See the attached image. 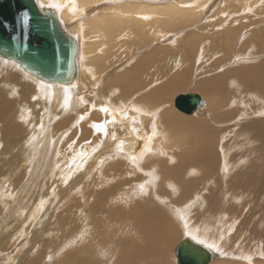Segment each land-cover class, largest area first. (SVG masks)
<instances>
[{
  "label": "rangeland",
  "instance_id": "rangeland-1",
  "mask_svg": "<svg viewBox=\"0 0 264 264\" xmlns=\"http://www.w3.org/2000/svg\"><path fill=\"white\" fill-rule=\"evenodd\" d=\"M109 1H111V2H109ZM125 1L144 3V4L150 5V6L154 3V2H152L153 0H115V1L106 0L105 2L107 4L105 2H103V3H104V5H110V4L119 5V3H120V5H121V4H123V2L125 3ZM166 1L167 0H163V2H166ZM174 1L179 2V0H168L167 2H174ZM180 1L181 2H179V3L185 2L184 3L185 6L189 5L192 7H198V5H199V7H201V8L204 6L205 7L202 10H199V12L196 11V13H193L192 14L193 16H191V17L188 15H184V17H182V19L184 18V20H182V21H181V18H179L181 16H178V18H179L178 22H176L177 20H175L174 23H176V24H172V26L171 25L166 26V25H163L160 23L162 25L161 26L157 22V24L159 25L158 26L154 21V25H155L154 30L157 29L158 31L156 32V31L152 30V31H154V33H152V31L150 32L151 29L149 28L148 31H145L144 33H142L145 36V38L143 37V35H140L143 38L140 37L139 34H141V33H138L139 38H141L140 40H139V38H138V40H134L130 46H128V42L124 43L123 44L124 47H122L118 51V52H120V55H119L120 58L118 59V55L114 56V53H113V57H114L116 63L113 64L112 66L109 63V66H111V67H107L105 69V71L102 74V76L100 77V79H99V76L97 74H95L96 73L95 71L97 68L99 70H101V67L102 68L104 67V65H103L104 63L101 60L100 61L97 60V62H96L97 66H95V68H94V66H92L90 68L91 65L89 67H88V65H85L86 62L88 64V58H89V55L91 53L94 54L97 51L94 54L97 56V54H99L101 51H103V50H101V48H98V49H96V51L93 50L90 54H88L86 47H85L86 44L88 47L87 42L89 40L91 41V39L92 40L96 39L98 34L91 27L89 28V30L84 29V28L88 29V27H87L88 25L82 26L81 35L79 37L80 41L82 42L81 43L82 45L80 46V48L78 47V53H77V57H76L77 66H79V62L81 61L82 65H85L86 67H88L90 69H89V71H88L89 73L87 75L89 77L85 76L84 78L81 79V81H83V85H81V87L78 91V95L80 97H82V103H84L81 105V111L82 112H80V116L79 115L73 116L74 114L72 111H70V114H69V112H62L61 113L60 110L62 109V106L64 103L60 100L57 101V105L55 107L57 109H55V110L52 109L50 106L49 107L51 109L49 107L47 108L46 106L42 107L40 105L42 103L41 99H44L46 96L41 98L40 97L41 95L39 96V94L35 93L34 89H38V88H41L43 86L40 85L33 77L24 73L12 61H6V60H3L0 58V109L4 108V110H3V112H4L5 111V104H7L8 110H10V112L8 111V114L5 115L6 119H7V116H9L8 119L6 120V122L3 123L0 120L1 121V123H0V151L2 152V153L0 152V264H27V262H29V264L30 263L31 264L32 263L33 264H40V263L41 264L42 263H44V264H47V263L48 264H65V263H67L68 259H72V257H75V256L81 257V258H79L81 261V264H93V263L94 264H97V263H99V264H108V263L109 264H115V263L116 264H118V263L123 264V262H125L124 264H130L132 262H135L134 264H137L136 263V259H138L137 255H133L131 257H128L129 255H131L132 252H134L136 247H133V249H131L132 252L128 251V253H127L126 252L127 242L130 243V241H134L131 243L134 245H135V243H138V246L144 245L145 243H144V241H141L139 234L134 233L132 230H131L132 231L131 233L129 232L130 227H127V229H125L126 234H125V232H123V234H122L119 231L120 232L119 235L118 234L114 235V236H117V239H115L116 241H114L112 244H110V247H109V244L108 245H106V244L109 242L111 243V241L106 242V244H105L107 246V247L105 246L106 249L104 248V244H103L102 246H99V249H98L99 251H98V250H95L96 248H95L94 244H90L93 242V240H95L94 231L98 232V233H100L102 231L104 232L105 227L103 230V226L101 227V224L106 225V223H107L109 225V227H111V228L113 227L112 221H110L111 219L109 217L111 208L108 209L109 206L108 207L106 206L107 211H109L108 213H106L105 205H104V207H102V205L105 203L107 205L110 204V207L113 206V204H114L116 210H117V208L120 209V212H122L123 214L130 212V216L131 215L134 216L136 214H143L142 211H138V209H136L138 206L139 207L144 206V208L146 210L149 209L150 212H152L153 209H157V210L159 209L163 212V214L165 216L166 215L168 216V217L166 216V218L167 219L169 218L168 219L169 221H170V219L172 220L168 224L169 225L174 224V226L176 227V230L174 231L175 233L173 234L174 238H170L169 242L167 243V245L165 246V248L163 250L160 251V249L155 248V252H156V256L154 257V263L155 264H175V257H174L173 251H174V247L177 244V242L185 236H191L188 233H186L189 228L194 229L193 227H195V228L200 229V224H204L207 221L214 219L215 213H217V215L226 214V216H227L226 218H228V219H227V221H225V225L231 224L233 222L232 219H235L237 221L236 224L231 227V230L229 231V233H230L229 235H231V234L232 235H239L242 239L243 244H245L248 241L246 244L249 246H247L245 244L246 248L249 247V249L252 250V252L257 251L255 253H251V251L249 250L251 253L250 258L252 255H255V258L257 257L256 260L258 261L259 264L264 263V257H263L264 256V249H263L264 248V243H263L264 241L260 240V239H264L263 238L264 226L262 224V222L264 223V218H263L264 217V181H263L264 180V177H263L264 176V105H262V103L264 104V102L262 100H258L256 98L258 96L260 97V94L256 92V91H258V89H257L258 83L255 84L256 82L260 81V80H258L259 79L258 74H257L258 69L256 67H258V66L260 67L261 65H259V64H263V62H264V49H261V47H260L261 44H264V0H254V1L253 0H249V1L241 0V1H245L243 3L240 0H238L241 3V5L244 4L242 6L240 5L239 7L235 6V5L233 6V4L228 0H223V2H221L222 0H207V1L204 0L203 1L204 3H202V2L199 3L198 2L199 0H197L195 3L192 2V0H180ZM245 4H247L246 5L247 7L245 6ZM220 7H221V9H220ZM89 9L90 8L84 9L83 12L78 17L75 14L74 16L77 18L73 19V21L72 20L69 21L71 23H69V22L65 23L67 25V28H69L71 32H73L72 28L75 27V25L77 23L82 22V24H83L84 18L85 19L87 18L86 20H88V14L91 11V9H90V11H89ZM196 16H197V18H196ZM178 18L176 17L174 19H178ZM186 20H187V22H186ZM180 21H181V23H180ZM177 23H179V24H177ZM92 29L95 31V33L92 32L93 31ZM86 31H87V33H84ZM155 32L156 33L160 32V34H155ZM148 33H149V36H146V35H148ZM150 34H152V35H150ZM90 35H91V38H90ZM188 38H191V39L193 38V42H194V39L198 42V43L196 42L197 46H192V50L194 49V52L191 51L190 48H187V50H186L187 44H188V46L191 47V44H190L191 42L188 41ZM200 38H202V39H200ZM149 39H152V40L150 41ZM142 40H143V43H141ZM146 40H147V42H146ZM144 41H145V43H144ZM225 41L230 43L229 46H227L225 44ZM184 42H185V44H183ZM138 43H140L142 45H140ZM205 43H207L206 44L207 46L205 45ZM210 43H212L215 47ZM222 43H224V45ZM126 45H127V47H126ZM179 45L183 48H181ZM193 45H195V43H193ZM251 45H252V47H251ZM224 46L225 47L227 46V47L225 48ZM205 47H208V51H207V48H205ZM123 48L128 50L127 53L125 52L126 50H124ZM127 48H129V49H127ZM132 48H133V50H132ZM209 48H210V50H209ZM195 49H196V51H195ZM198 49H200V50H198ZM204 49H206L205 50L206 52L204 51ZM189 50H190V52H192V54L193 53L194 54L193 55L189 54ZM197 51H199V52H197ZM196 52H197V54H196ZM252 52H254V53H252ZM148 53H149V57L151 59L147 58ZM87 54H88V56H87ZM154 54H156V55H154ZM195 54H196V58H195ZM152 57H154V58H152ZM86 59H87V61H86ZM129 59L134 64V65H132L130 63V67H128L129 61H130ZM173 59L176 63L173 62ZM111 60H112V58H111ZM163 61H165V62L163 63ZM99 62H101V63H99ZM218 62H219V64H218ZM81 63H80V66H81ZM124 63H126V64L124 65ZM256 63L258 64V66ZM248 65L250 67L253 66V70H252V74H251V77H253V79L252 80H247L244 78L239 79V75L237 72L238 68L241 66H248ZM85 66H82V67L85 68ZM134 66L136 67V69L138 68L140 70L141 84L142 83L143 84L141 86H139V88H136L135 96L132 95L129 97V96H126L124 94L126 96L125 97V96H123L122 92L120 94L119 91L115 93L116 99H118V101L121 104H123V103L126 104V107H125V104L121 105L120 103H117V106H119L118 104H120V106H119L120 108H123V107L128 108L132 105H134L137 108H141V106H143V105H141L142 103L138 102L137 99H138V97H142V95L144 94V93H142V91H145V93H146V90L151 91V90H153V87L156 88L157 86H161L163 83H165L168 80V79L165 80V78H167V77H164V76H166L165 73H167V72H168L167 73L168 76L170 75V73L173 74L175 72V70H176V73H178V74H179V70H181L180 74H182V72H184V77L186 80H185V83L183 84V86L180 89L178 88L176 90L171 91L169 94V99L162 100V103H160V104L158 103L157 104L158 107L156 106V108H155V109H158V108L160 109L156 113V117L157 116H158V118L160 117L159 119L156 118L157 122H155V123L158 124L157 128H159L161 126L159 128L160 131L161 130H162V132L168 131L169 136L172 137L171 140L174 144V147H176V149L174 148L172 150L173 154H171V151H170V153L169 152L163 153L164 156L162 155V153H160L161 156L156 153L155 154V156L157 155L156 157L153 156V154L151 155V157H149V159L153 160L152 162H155L154 164L151 162V167H153V168H155V167L157 168L158 166H160L164 163L165 164L170 163L169 164L170 166L173 164V167L171 166L172 168L169 167V165L167 164L169 167V171H167V173H165V181L174 180L175 182H173V183L169 182L168 184H164V186H163L164 193L161 194L160 192L156 191L158 188V185H159L158 184L159 182L157 180L156 181L157 183L154 185L157 188L155 187L153 190L154 197L152 194L150 201L145 202V201H143L145 199H143L141 201L140 200L141 195H138L135 192L136 187H137V185L134 184L135 182H133L131 180L127 181V179H131L132 176L125 175V176L121 177L120 175H118V177H117L118 179H114L113 181H111L113 178H108L107 175L103 174L102 176H100V178H102L100 180H102L103 182L100 180H99L100 182L96 181L95 186H96V188H100V190L103 186H110V187L114 186V188L116 189V193H117L114 196L116 200H114V202H113V197H110L108 200H105V202L103 201V204H97L94 202V203H90L86 209L82 206L84 209L76 208V209L71 210V208H70L71 201L70 200L72 197H74V196L77 197L76 202L78 203V205H80V202L84 198L88 197V195H86L82 199V197L80 195L82 192L79 190V187L82 184H85L86 182H94L95 173L105 171L106 170L105 167L108 164L113 163L112 159L109 158V163L106 162L107 158L103 159V160L101 159L103 161L102 163H100L101 160H99V162L94 166L96 168H94V169L92 168V170L89 173L84 175L83 169H80L81 166H80L79 162L82 161V159L79 156V152L80 153L83 152L85 154H88L91 152L90 149H88V147H84L83 144H82L83 147H81V148L79 147L80 145L77 146L75 144H71V146H69L70 144H67L66 145L67 147H65L64 149L63 148L60 149L61 147L57 148V151H59V152H58V156L55 157V161L58 162L60 165L62 162L61 169L64 168L66 171L65 173H68L69 175L66 176L64 174V172H61V174H60L59 169H54L56 171L54 173V170H53L52 174L54 175V177H56L57 180L55 178H53V179L51 178L52 179L51 180L50 177H46L45 172L39 173V176L37 178L34 177V175L31 178V172L33 170H35L37 168H38V170L41 169V167L39 166L38 163H36V165H35L36 159H34V158H35V155L37 156V153L34 152V155H33V149L36 146L38 147V149L41 147L40 144H42L43 142H41V143H39V142L42 140V138L45 135H46L45 140L50 139L51 136H58L60 131L62 132V129L60 130L61 127L59 128L60 122L61 123L68 122V124L66 126L68 128V130H67L68 133L66 134L67 136L66 135L64 136V140L62 138V141L65 142V140H66V142H67L69 139V136L72 135L73 141H76V143H78L79 138L82 137L83 135H85L86 129L92 128L91 127L92 125L91 126L89 125L90 122L95 121V122L101 123L102 122L101 119L108 114L107 112H104V114H103V113H100L98 111L101 108L99 106V104L102 105L103 103H105L107 101L104 98V94L103 95L101 94V93H103L101 89H102V84L104 81L103 80L104 78H102V77L103 76L105 77V72L108 73V78H111L110 76H112V74H114L116 71H119V69L125 67V70L121 69L120 71H126L127 72V70H128V72H129V70L132 69L131 67H134ZM158 66L160 68H162L163 71L167 68L166 72L165 71L163 72L162 69H160ZM116 68H117V70H116ZM90 71H93V74H94L93 76L89 75V74H91ZM172 71H174V72L172 73ZM218 74H227L228 78H225L223 80V81H225L223 88H221L223 81L217 83L218 81H217L216 76H218ZM173 75H176V74L174 73ZM173 75H171V76H173ZM161 76H162V78H161ZM143 77L145 78V80L143 79ZM154 80L157 82H154ZM206 80L209 82L207 84H205L204 87L199 88V89H195L194 86L196 83H200L201 81H206ZM76 81H77V83H76ZM76 81H75V84L73 86L74 89L77 87V84H78L77 79H76ZM246 81H253V82L250 84H247L248 82H246ZM151 82H153V83H151ZM154 83H155L156 87L153 85ZM254 85H255V88H254ZM146 87H147V89H146ZM81 88H83V91ZM51 89H54V88H51ZM57 89H59V88H57ZM254 89H256V91H254ZM60 90H62V89H60ZM79 92L82 95H80ZM138 93L140 95H138ZM186 93H196L203 100V106L200 109H197L195 113L184 114V113L180 112L179 110H177L173 105V100H174L176 95L186 94ZM36 94H37V96H39L38 100L36 99L37 98ZM83 95L86 96L87 99L85 97H83ZM120 95L122 97L121 100H120ZM251 95L254 99L252 97H250ZM241 96H243V97H241ZM136 97H137V99H136ZM219 97L223 98V102H222L221 106H220V102L222 99ZM130 98H132V99L130 100ZM238 98L240 101H241L240 98H242V101L244 100L243 101L244 103L242 101H241L242 102L241 103L238 100ZM110 100H112V99H110ZM122 100L124 102H122ZM96 101L100 102V103H98V106L95 105V104H97ZM225 101H227L228 103L229 102L232 103V105L229 108L234 110L235 113L233 114V116L236 115V117L234 116L236 120L232 121V123L234 122L233 123L234 125L231 124V122H230V124L228 122V124H225V125L224 124H219V125L217 124L216 125L213 122V120L215 122H225L226 121V120H217L216 118H219V117L215 113V112H219V115H220L223 112L221 110L223 108L224 109L227 108L225 106L226 105ZM46 102L51 103L49 101V99L46 100ZM213 102H214V105H213ZM10 103H11V105H10ZM240 104L242 106H239ZM91 105L93 106V108L91 107ZM128 105H130V106H128ZM121 106H123V107H121ZM215 106H217V107L215 108ZM218 106H219V108H218ZM9 107H10V109H9ZM88 107H89V110H88ZM98 107H100V108H98ZM85 109L87 111H85ZM92 109H93L94 114L92 113ZM239 111H241V112H239ZM3 112H1L2 115H4ZM251 112H253V113H251ZM81 113H83V114L81 115ZM158 113H159V115H158ZM51 114H53V115H51ZM84 114H86V115H84ZM95 114H96V116H94ZM245 115L248 117H245ZM40 116H43V117L45 116V120H44V118H43V120H41ZM52 116H54V117H52ZM62 116H63V119H65L63 121H62V118H60ZM146 117H148L147 114H146ZM146 117H144V121L146 120ZM177 117H179L181 119H185V120L186 119H195V120L197 119L198 121L205 120L208 123V125L212 126L213 129H215V128L220 129V132L217 133V135H212L214 139L216 138L218 140H216V139L212 140V138H211L212 136L210 137V140H209V138L207 137L209 135L203 136L201 138L200 137L195 138L193 136V133L187 132V130L184 127L173 128V127H171V125L165 123L164 120L162 121V119H168L171 121L173 119H176ZM22 118L24 119V121L25 120L28 121V123L26 121H25L26 124H25V122L23 123ZM38 119H40L41 122L43 123V125L46 129V133L43 131V133L41 134V132L39 130H37L36 125H37V123L40 122V120H38ZM49 119H50V121H49ZM55 119L58 122L60 120V122L57 123V121ZM76 119H78V122H80V125L77 124L78 122L75 121ZM79 119L80 120L82 119V121H80ZM53 120H54V122H53ZM88 120H92V121H88ZM11 121H13V122H11ZM48 122H51V124H49ZM135 122H141V119L133 121V123H132L133 126H135L134 125ZM212 123H213V125H212ZM9 124H10V126H13L14 128L16 127L15 130L17 129V131H18L17 134H14L15 136H13V137L11 136L12 139L6 134V131H5L6 136H4L5 134L3 133L4 132L3 128H5V126L9 127ZM24 124L28 128H26L24 126ZM259 124H262V126H263L261 130H260ZM56 125H58V126H56ZM111 127L114 128V125L112 124ZM111 127L109 128V131L111 129H113ZM135 127H137V126H135ZM57 128L59 130H57ZM165 128L167 129V131L165 130ZM221 129L222 130L224 129V130L222 131ZM256 129L260 133V139H258L259 137L255 136ZM34 130H36V131L34 133H32ZM93 131H95V130H93ZM95 132L97 133V130ZM106 132H107V134H106L107 136L105 135L106 138H108L109 136L112 137L111 134H115V133H117L115 135L119 134L118 136L122 135L121 130H119L118 132H115V133L114 132L110 133V132H108V130ZM27 133H29V134L27 135ZM108 133H109V135H108ZM136 133L138 135L145 134L143 126L139 127V130L137 128ZM34 136H37V138H35ZM47 136H48V138H47ZM9 138L12 140L11 142H10ZM102 138L103 137H97L94 140V142L96 144L99 143L101 145V139ZM204 138H206V140H204ZM5 139H7V140H5ZM200 139L202 140V142ZM203 140L205 142L207 141L206 142L207 144L205 143V146H204ZM208 140H209V143L212 147L209 146ZM92 141L93 140H89L87 142V144L89 145ZM215 141H217V142H215ZM103 143L105 145L100 146V147L105 148L103 154H110V153H114V152L118 153V151L120 150L119 146H118V148L116 147V149H115V146H114L115 144L111 147V145H110L111 143H108V144H106V142H103ZM211 143H213L216 146L212 145ZM215 143H217V144H215ZM201 144H203V145H201ZM8 145H10V146H8ZM33 145H34V147H33ZM98 145L96 147H98ZM200 145L203 147H201ZM72 146H73V149H72ZM200 147H201V149H200ZM206 147H207V149H208V147L210 148V149H208L209 153L205 152ZM90 148H94V147H90ZM95 148H94V150H95ZM70 149H72L74 151V153ZM20 150H21V152H20ZM63 150H65V151H63ZM183 150L185 151L184 153H183ZM202 150L206 153V155L210 154V156L207 155L210 161L209 160L207 161L204 158L205 153H203ZM60 151H62V152H60ZM173 151H176V154H174ZM199 151H201V155H199ZM225 151H227V152H225ZM30 152H31V154H30ZM215 152H217V153H215ZM218 152H220V153H218ZM66 153H68V154H66ZM150 153L151 152H149L148 154H150ZM216 154H217V157L220 156L217 159L215 158ZM228 155H230V157ZM11 156H13V157H11ZM60 156H61V158H60ZM62 156H64L65 158L63 157L64 158L63 159ZM162 156L164 157L163 158L164 160L160 159ZM183 156H185V157L188 156L189 158H191L190 162H189V160L184 161L182 158ZM26 157H27V159H26ZM144 157H147V154ZM225 157H228V159H231V160L229 161L227 158L225 159ZM119 158H120V156L114 158L113 160H120ZM121 159H124V158H121ZM179 159H181V160H179ZM218 159H219V161H218ZM147 160H148V157H147ZM215 160H216V163H214ZM226 160H228V162ZM32 161H33V163H32ZM161 161H162V163H161ZM177 161L179 163H177ZM67 162H69L70 164ZM77 162L79 165H78V168L75 169L74 166H75V164H77ZM88 162H90V160L87 159L86 164H88ZM188 162H189V167L192 170L191 172L187 168L186 169L183 168L185 165H186L185 167H187ZM207 162H208V165H207ZM224 162H225V165H224ZM220 163H222V165H219ZM17 164L18 165L20 164V165L18 166ZM22 164L24 165V167ZM31 164L33 166H31ZM26 165H27V167H25ZM69 165H71V167ZM174 165L176 166L175 169L178 167L177 170L174 169ZM182 165H184V166H182ZM47 166H48V164H47ZM179 166H181L182 169ZM28 168H30V169H28ZM101 169H102V171H101ZM123 169H124V167L119 168L120 171H122ZM223 169H225V170H223ZM82 174L85 176V178H84V176H82ZM92 174H93V176H92ZM171 174H173V176ZM61 175H64L65 178H63ZM200 175L201 176H209L206 179L204 184H202L204 182L203 180L198 181V177ZM249 175H253V179L244 180V178L245 177L248 178ZM1 176H3V177H1ZM103 176H105V177H103ZM79 177H81V178H79ZM159 177H160V174H159ZM178 177H180V178H178ZM78 178H79V180H78ZM60 179H62V181ZM104 179H105V181H104ZM122 179H124V180H122ZM107 181L114 183V185L107 184L106 183ZM61 182H62V185L60 184ZM120 183H121L122 187H117L116 184H120ZM48 184H49V186H48ZM138 184H140V182H138ZM52 187L58 188V191H60V193H61V194H59L60 197L56 199V203H55V200L53 201L52 197L48 193L49 189H51ZM67 187L69 189L68 190L69 192L66 193L65 188L67 189ZM132 187H133V189H132ZM80 188H82V187H80ZM71 190H73V192ZM126 191H128L130 193V195L132 196V197L131 196L127 197V199L131 198L132 200L135 201L133 204H131L132 202L130 200L128 203H124L123 201H120V198L118 197V195L122 194L123 192H126ZM167 191H168V193H166ZM132 192H135V195H133ZM200 193H202V194H200ZM156 194L162 195V196L164 195L167 199L169 198L168 199L169 202H168V200L167 201H163L161 199L159 200V198L157 197ZM166 194H167V196H166ZM171 196H173V197H171ZM204 196H206V197H204ZM133 197H134V199H133ZM53 198H54V196H53ZM37 199H39L40 202L36 201ZM67 200H69V202ZM157 200H159V202ZM172 200H173V202H172ZM204 200H205V202H204ZM42 201H43V203H42ZM38 203L41 205L43 204V205L40 206ZM135 203L137 204L136 206H134ZM144 203H145V205H144ZM166 203L167 204H170V203L176 204L177 203L176 205H179V203H182V204H185V206L188 205L187 207L184 208L183 213L180 212L181 214H179V215H182V214L186 213V215L182 218V219H186V220H184V224L181 225V223H179L180 222V221H178L179 218L175 217L176 216L175 211L171 212V211L165 210L166 208H164V207H166V205H167ZM127 204H130L131 207H130V205H127ZM147 204H149V205H147ZM154 204H156L157 206H155ZM95 206H97V207H95ZM123 206L124 207L126 206L125 209L122 208ZM159 206H160V208H158ZM40 207H42V208H40ZM132 207H134V208H132ZM212 207L214 208V210L216 208V210L212 216H209V213H210L209 208H212ZM218 207L220 208V210ZM54 208L57 210L53 211ZM130 208L132 210L134 209L133 211L136 213L134 214ZM163 208L165 211L163 210ZM188 209H193V211L194 210L195 211L194 212L188 211ZM205 209L209 210L208 215H207V213L203 214L200 212V211H204ZM149 210H147V211L149 212ZM35 211H37V212L34 213ZM55 211H57V213ZM168 212H169V214H168ZM173 212H175V213H173ZM104 214H108V215L102 216ZM197 214H202V215H200L201 217H199L200 219L198 218V216H196ZM44 215H46V216H44ZM203 215H207V216L204 217ZM59 216H61L62 218H60ZM102 217L104 219H102ZM65 218H66V220H65ZM100 219H101V221H100ZM29 220H30V222H29ZM59 220H61V221H59ZM72 220L76 221V223H74ZM96 221H100L101 223L96 222ZM38 222H40V223H38ZM51 222L57 223L58 227H54L56 224H54V226H53ZM171 222H173V223H171ZM212 222L214 224H212ZM212 222H211V224H208V225L217 227L216 221L212 220ZM186 224H189L191 227H189L187 229ZM253 224L255 227L253 226ZM142 225H143V228H140V229L142 231H145L144 226L146 227L147 222L144 221L142 223ZM208 225H204V226H208ZM258 225L260 227V230H259V227H257ZM107 226H106V228L108 231L115 232L114 231L115 227H113V229H109V227H107ZM220 226H223V225H220ZM250 226L253 228L250 229L249 228ZM48 227H50V229ZM52 227H53L54 231L56 230L55 233L52 230ZM236 227H238V228H236ZM92 228L96 229V230H92ZM100 228H102V229L100 230ZM247 228L250 230H247ZM27 229H28V232H27ZM22 230H24V231H22ZM68 230H69V232H68ZM194 230H196V229H194ZM258 230H259V232H258ZM32 231L35 234L33 233V235H32ZM35 231L39 232L38 233L39 235L36 234ZM161 231H162V233H161ZM161 231L159 233L162 235H166L169 232L168 230H166V228L162 229ZM81 232H83L82 237H81V241L78 243V239L80 236L77 237V235H79V234L81 235ZM22 233H24V234H22ZM51 234H52V237H51ZM34 235H36V236L34 237ZM91 235H93V236H91ZM126 235H128V236H126ZM244 235L245 236H250V235L252 236L253 235L254 240H253V237H251V236L247 237V239H246V238H244L245 237ZM19 236H20V238H19ZM40 236H41V239H40ZM36 237H38L39 239H37ZM44 237H46V238H44ZM93 237H94V239H93ZM158 237H159V234H158ZM258 237H260V238L258 239ZM42 238H44V239H42ZM49 238L50 239L52 238V240L54 242L52 240H49ZM190 238H193V237H190ZM33 239H35V240H33ZM36 239H37V241H36ZM194 239L198 240V238H195V237H194ZM41 240H47L48 243L46 242L47 244H42V243H40ZM244 240H245V242H244ZM35 241H36V243H35ZM258 241L262 242L263 244L261 245V243H259ZM31 242H33V243H31ZM61 242H63V243H61ZM123 242H124V244H122ZM198 242L202 243L203 245L212 249L216 253L217 257H219V259L226 260L227 262H232L233 264L245 263V260H243V259L241 260V257L239 255H238V257H237V255L236 256L230 255V250H236L237 246H234V248L232 247V248L228 249L229 250L228 251V250H226L227 248L224 246L223 239H220L219 244H216V246L215 245L210 246V244H208V243H203L202 240H199ZM255 242H256V244H254ZM115 243L118 244V250H117L118 252H116V253L114 251H110V248L112 246H113L112 249H114ZM41 244H42V246H41ZM51 244H53V246H51ZM55 244H56V246H55ZM84 245H85V247H84ZM121 245L122 246L125 245L126 247L123 246V248H124L123 249V248H121L122 247ZM259 246H260V248H259ZM261 246H262V250H261ZM34 247H35V249H34ZM81 247L83 248V251H80V249H78ZM37 248L38 249L40 248V249L36 250ZM253 248L254 249L258 248V250L256 249L254 251ZM52 249L58 253H55ZM121 249H123V250H121ZM34 250H36V251H34ZM68 250H69V252H68ZM102 250H106V252L102 251ZM240 250L243 251L244 253L246 252V249L245 250L240 249ZM30 251H31V253H30ZM33 251H34V253H33ZM63 251H65V252H63ZM50 252L52 255H50ZM71 252H73V253H71ZM79 252H81V254ZM113 252L117 256H114ZM120 252H122V253H120ZM28 253H30V255ZM106 253H108V254H106ZM220 253L222 255H220ZM227 253L230 256H228ZM38 254H40V255H38ZM73 254L75 256H73ZM110 255H111V259H110ZM27 257H29V258H27ZM48 257H50V258H48ZM57 257H59V258H57ZM90 258H92L93 260ZM83 259H84V261H83ZM97 259H99V261ZM108 259L112 262H110ZM118 259L120 261H116ZM10 260L13 262L11 263ZM26 260H27V262H25ZM85 260H86V262L87 261L88 262L86 263ZM32 261H34V262H32ZM43 261H45V262H43Z\"/></svg>",
  "mask_w": 264,
  "mask_h": 264
},
{
  "label": "bare ground",
  "instance_id": "bare-ground-1",
  "mask_svg": "<svg viewBox=\"0 0 264 264\" xmlns=\"http://www.w3.org/2000/svg\"><path fill=\"white\" fill-rule=\"evenodd\" d=\"M38 1V3L39 4H41V5H50V6H53L55 9H56V11H57V17H58V20L60 21V23H61V26H62V28L68 33V34H72L75 38H76V40H77V43H78V46H79V48H80V46L82 45L81 43V41H80V35H81V31H82V26H86V25H88L87 27H88V29L87 28H84V29H86V30H89V28L91 27V28H93L95 31H96V33L98 34L97 35V37H96V39H91V41L89 40L87 43H88V47H87V44L85 45V47H86V50H87V52H88V54H90L93 50H95L96 51V49H98V48H101V50H103V51H101L99 54H97V56L96 55H94V54H90L89 55V58H88V64H87V62L85 63V65H88V67L90 66V68L92 67V66H94V68H95V66H97L96 65V62H97V60L98 61H102L104 64V67L102 68L101 67V70H99L98 68L96 69V73L95 74H97L98 76H99V79H100V77L102 76V74L104 73V71H105V69L107 68V67H111L113 64H115L116 63V61H115V59H114V57H113V53H114V56H117L118 55V59L120 58V52H118L119 51V49H121L122 47H124V43H126V42H128V46H130L131 44H132V42L134 41V40H138V38H139V36L140 35H143L142 33H144L145 31H148V29L150 28L151 30H150V32L152 31V30H154V28H155V25H154V21H155V23L157 24V22L160 24H163V25H166V26H172V24H176V23H174L175 22V20H177L176 22H178V20H179V18H181V21L182 20H184V18L182 19V17H184V15H188V16H193L192 14L193 13H196V11L197 12H199V10H202L204 7H199V5H198V7H192V6H185L184 5V3L185 2H182V3H179V2H181L180 0H179V2L177 3V2H163V0H153L152 2H154L151 6L150 5H146V4H144V3H139V2H127V1H125V3L123 2V4H121L120 5V3H119V5H117V4H110V5H104V3L103 2H105L106 0H37ZM113 1H115V0H113ZM197 0H192V2H196ZM204 0H199L198 2L199 3H204L203 2ZM207 1V0H206ZM228 1H230L232 4H233V6L235 5V6H240L241 5V3L238 1V0H228ZM227 1V2H228ZM241 1V0H240ZM247 1H249V0H247ZM254 1V0H253ZM109 2H111V1H109ZM162 2V3H161ZM191 2V1H190ZM221 2H223V0L221 1ZM242 3L243 2H245V1H241ZM106 3V2H105ZM148 3V2H147ZM107 4V3H106ZM188 4V3H187ZM197 4V3H196ZM248 4V3H247ZM247 4H245V6L247 5ZM191 5V4H190ZM228 5V4H227ZM242 5H244V4H242ZM241 5V6H242ZM226 7V6H225ZM237 7V8H238ZM247 7V6H246ZM262 7V6H261ZM88 9V8H90L91 9V11H90V9H89V14H88V20H86L85 18H84V21H83V24H82V22H79V23H77L76 25H75V27H73L72 28V30H73V32H71L70 31V29L69 28H67V25L65 24V23H68L69 21H73V19H76L82 12H83V10L84 9ZM242 8V7H241ZM220 9H221V7H220ZM224 9V8H223ZM231 9V8H230ZM88 11V10H87ZM230 11V10H229ZM232 11V10H231ZM238 11V10H237ZM202 12V11H201ZM224 12V11H223ZM228 12V11H227ZM245 12V11H244ZM77 15V17H75L74 15ZM220 15V14H219ZM223 15V14H222ZM178 16H181V17H179L178 18ZM178 18V19H174V18ZM196 18H197V16H196ZM219 18V17H218ZM212 19V18H211ZM216 19V18H215ZM220 19V18H219ZM86 20V21H85ZM78 21V20H77ZM181 21H180V23H181ZM186 22H187V20H186ZM192 22V21H191ZM195 22V21H194ZM69 23H71V22H69ZM73 23V22H72ZM183 23V22H182ZM74 24V23H73ZM160 24V25H161ZM177 24H179V23H177ZM191 24V23H190ZM66 27H65V26ZM158 25V24H157ZM159 26V25H158ZM162 26V25H161ZM69 27V26H68ZM242 27V26H241ZM92 29V30H93ZM242 29V28H241ZM92 31V32H94L95 33V31ZM228 30V29H227ZM250 30V29H249ZM257 30V29H256ZM154 31H158L157 29L156 30H154ZM154 31H152V33H154ZM161 31V30H160ZM253 31V30H252ZM155 32V34H160V32L159 33H156ZM84 33H87V31L86 32H84ZM138 33H141V34H139V36H138ZM237 33V32H236ZM258 33V32H257ZM189 34V33H188ZM71 35V36H72ZM85 35V34H84ZM87 35V34H86ZM150 35H152V34H150ZM154 35V34H153ZM72 36V37H73ZM146 36H149V33H148V35H146ZM155 36V35H154ZM160 36V35H159ZM193 36V35H192ZM212 36V35H211ZM229 36V35H228ZM73 37V38H74ZM140 37H142V36H140ZM143 37L145 38V36L143 35ZM142 37V38H143ZM90 38H91V35H90ZM141 38H139V40H140ZM155 39V38H154ZM200 39H202V38H200ZM199 39V40H200ZM145 40V39H144ZM150 41L152 40V39H149ZM188 41H190L191 43V47L190 46H188V44H187V47H186V50H187V48H190L191 49V51H193L194 52V49L192 50V46H197L196 44L198 43L195 39H194V42H193V38L191 39V38H188ZM210 41V40H209ZM230 41V40H229ZM137 42V41H136ZM146 42H147V40H146ZM195 43V45H193V43ZM197 42V43H196ZM141 43H143V40L141 41ZM144 43H145V41H144ZM214 43V42H213ZM138 44H140V43H138ZM183 44H185V42L183 43ZM182 44V45H183ZM189 44V45H190ZM202 44V43H201ZM207 43H205V45H206ZM210 44H212V43H210ZM223 45H224V43H222ZM221 44V45H222ZM225 44L227 45V46H229V42H227V41H225ZM140 45H142V44H140ZM181 45V44H180ZM179 45V46H180ZM200 45V44H199ZM203 45V44H202ZM213 45V44H212ZM216 45V44H215ZM222 45V46H223ZM255 45V44H254ZM139 46V45H138ZM207 46V45H206ZM214 46V45H213ZM221 46V47H222ZM226 46V47H227ZM83 47V46H82ZM81 47V48H82ZM126 47H127V45H126ZM181 47V46H180ZM200 47V46H199ZM215 47V46H214ZM225 47V46H224ZM225 47V48H226ZM251 47H252V45H251ZM260 47H261V49H264V44H261L260 45ZM131 48V47H130ZM181 48H183V47H181ZM202 48V47H201ZM200 48V49H201ZM204 48V47H203ZM205 48H207V51H208V47H205ZM116 49V50H115ZM124 50H126L125 48H123ZM127 49H129V48H127ZM185 49V48H184ZM200 49H198V50H200ZM84 50V49H83ZM132 50H133V48H132ZM203 50V49H202ZM206 49H204V51H205ZM209 50H210V48H209ZM212 50V49H211ZM127 51L128 50H126L125 52L127 53ZM195 51H196V49H195ZM203 51V52H204ZM122 52V51H121ZM155 52V51H154ZM197 52H199V51H197ZM197 52H196V54H197ZM206 52V51H205ZM229 52V51H228ZM83 53V52H82ZM119 53V54H118ZM247 53V52H246ZM252 53H254V52H252ZM88 54H87V56H88ZM189 54H192V52H190V50H189ZM194 54V53H193ZM192 54V55H193ZM196 54H195V58H196ZM154 55H156V54H154ZM205 55V54H204ZM206 56V55H205ZM122 57V56H121ZM156 57V56H155ZM177 57V56H176ZM220 57V56H219ZM111 58H112V60H111ZM147 58L148 59H151L150 57H149V53H148V56H147ZM152 58H154V57H152ZM175 58V57H174ZM122 59V58H121ZM75 60H76V58H75ZM130 60V59H129ZM128 60V61H129ZM163 60V59H162ZM161 60V61H162ZM177 60V59H176ZM86 61H87V59H86ZM110 61V62H109ZM202 61V60H201ZM125 62V61H124ZM156 62V61H155ZM165 61H163V63H164ZM173 62H175L174 61V59H173ZM244 62V61H243ZM76 63H77V60H76ZM80 63H81V61L79 62V66H77V74H76V76H77V80H78V84H77V87L74 89V88H71L70 90H60V89H57V88H59V87H57V86H54V89H51V88H48V87H46V86H44V85H42V84H40V85H42L43 87H41V88H38V89H34V92L35 93H37V94H39V96L42 98V97H45L44 99H41L42 100V103L40 104L42 107H51L52 109H57V108H55L56 107V105H57V101L58 100H60V101H62L64 104H63V106H62V109L60 110L61 111V113L62 112H69V114H70V111H72L73 112V116H77V115H79L80 116V112H82L81 111V105L82 104H84V103H82V97H80L79 95H78V91H79V89H80V87H81V85H83V81H81V79L82 78H84L85 76H87L88 75V71H89V69L90 68H88V67H86L85 65H82V63H81V66H80ZM99 63H101V62H99ZM109 63L111 64V66H109ZM130 63L132 64V65H134L132 62H131V60L129 61V65H128V67H130ZM162 63V62H161ZM176 63V62H175ZM106 64V65H105ZM121 64V63H120ZM126 63H124V65H125ZM218 64H219V62H218ZM257 64V63H256ZM161 65V64H160ZM165 65V64H164ZM246 65V64H245ZM259 65H261L260 67L258 66V64H257V66L258 67H256L257 69H258V77H259V79L258 80H260L259 82H256L255 84H257V89H258V91H256V89H254V91H256L257 93H259L260 94V97L258 96V97H256L258 100H262L263 102H264V62H263V64H259ZM82 66H85V68L84 67H82ZM202 66V65H201ZM159 67V66H158ZM167 67V66H166ZM124 68V69H123ZM123 68H121L122 70H125V67H123ZM132 69L131 70H129V72H128V70H127V72L126 71H120L121 69H119V71H116L114 74H112V76H110L111 78H108V73H106L105 72V77L103 76L102 78H104L103 80V84H102V92L103 93H101L102 95L104 94V98L107 100L105 103H103L102 105H100L99 104V106L101 107H98V108H100L98 111L100 112V113H103L104 114V112H107L108 114L105 116V117H103L102 119H101V123L100 122H95V121H93V122H90V126L92 127V128H87L86 129V131H85V135H83L82 137H78L79 138V142L78 143H76V141H73V136L72 135H70L69 136V139H68V141L66 142V140H65V142L64 141H62V138H63V140H64V136L68 133L67 132V130H68V128L66 127L67 126V124H68V122H65V123H61L60 122V120H59V122H60V126H59V128H60V130L62 129V132L60 131V133H59V135L58 136H51V138L50 139H47L48 138V136H47V140H45V137H46V135L42 138V140L39 142V143H41V142H43L42 144H40L41 145V149L39 148L38 149V147L36 146V147H34V145H33V147H34V149H33V155H34V152L35 153H37V156L35 155V158L34 159H36V162H35V165H36V163H38L39 164V166L41 167V169L40 170H38V168L37 169H35V170H33L32 172H31V178H32V176L34 175V177H38L39 176V173H41V172H45V176L46 177H50V179L52 178H55L56 179V177H54V175L52 174V171L54 170V169H59L60 170V174H61V172H64V174L67 176V175H69L68 173H65L66 171H65V169L64 168H62L61 169V165H62V162H61V165L58 163V162H56L55 161V157H57L58 156V152L59 151H57V148H59V147H61L60 149H64L65 147H67L66 145L67 144H70L69 146H71V144H75V145H77V146H79L80 148L81 147H88V149H90V153H88V154H85V153H83V152H79V156H80V158L82 159V161H80L79 162V164H80V166H81V168L80 169H83V171H84V175H86L87 173H89L91 170H92V168L94 169V168H96V167H94L98 162H99V160H103V159H106L107 158V160H106V162H108L109 163V158H111L112 159V162L113 163H111V164H108L105 168H106V170L105 171H103V172H97V173H95V176H94V182H86L85 184H82L80 187H82V188H80L79 187V190L82 192L80 195H81V197H82V199L86 196V195H88V197H86V198H84L81 202H80V205H78V203L76 202L77 201V197L76 196H74V197H72L71 198V204H70V208H71V210L72 209H76V208H81V209H86L87 208V206L90 204V203H97V204H103V201L105 202V200H108L110 197H113V202H114V200H116L115 199V194H117L116 193V189L114 188V186H112V187H110V186H103L102 188H101V190H100V188H96V186H95V183H96V181L98 182L100 179H102V178H100V176H102L103 174H105V175H107V177L108 178H113L111 181H113L114 179H118L117 177H118V175H120L121 177L122 176H125V175H130V176H132V178L131 179H127V181H129V180H131V181H133V182H135L134 184H136L137 185V187H136V190H135V192L138 194V195H141V198H140V200L142 201L143 199H145V200H143V201H150V199H151V195L154 193L153 192V190H154V188L156 187V186H154L157 182V180H158V188H157V190L156 191H158V192H160L161 194L162 193H164V188H163V186H164V184H168L169 182H171V183H173V182H175L174 180H167V181H165V173H167V171H169V167H173V164L170 166L169 164L170 163H164V164H162V165H160V166H158L157 168L155 167V168H153V167H151V162L153 161L152 159H149V157H151V155L153 154V156H155V154L157 153V154H159L160 155V153H162V155H163V153H167V152H169L170 153V151H171V154H173L172 153V150L175 148L176 149V147H174V144H173V142H172V140H171V138L172 137H170L169 136V133H168V131H167V129L165 128V130L167 131V132H162V130L160 131L159 130V128L161 127L160 125V127L159 128H157V125L158 124H156L155 122H157V120H156V118H158V116L156 117V113L160 110L159 108L158 109H155L156 108V106H157V104L159 103H162V100H164V99H169V94H170V92L171 91H173V90H176V89H180L182 86H183V84L185 83V77H184V72H182V74H180V71L181 70H179V74L178 73H176V70H175V72L174 71H172V73L174 72L176 75H173V74H171L170 73V75L168 76L167 75V73H165L166 74V76H164V77H167V78H165V80L166 79H168L165 83H163L161 86H155V83L153 84L156 88H154L153 87V90H151V91H147L146 89H147V87H146V93H145V91H142V93H144L143 95H142V97H138V99H137V97H136V99H137V101L138 102H140V103H142L141 105H143V106H141V108H137V107H135L134 105H132V106H130V105H128V106H130V107H128V108H124L123 106H121V107H123V108H120L119 106H120V102L118 101V99H116V96H115V93L116 92H118L119 91V93L121 94V92H122V94H123V96H132V95H134L135 96V90H136V88H139V86H141L142 84H141V75H140V70L137 68L136 69V67L134 66V67H131ZM134 68V69H133ZM160 68V67H159ZM158 68V69H159ZM178 68V67H177ZM109 69V68H108ZM160 69H162V68H160ZM111 70V69H110ZM116 70H117V68H116ZM166 70H167V68L164 70L165 72H166ZM252 70H253V66L252 67H250L249 65L248 66H241V67H239L238 68V70H237V72H238V75H239V79H241V78H244V79H247V80H252L253 79V77H251V74H252ZM162 71H163V69H162ZM163 71V72H164ZM162 72V73H163ZM178 72V71H177ZM90 73L91 74H89V75H91V76H93L94 74H93V71H90ZM143 73V72H142ZM164 74V73H163ZM162 74V75H163ZM149 75V74H148ZM147 75V76H148ZM171 75H173V76H171ZM229 76V75H228ZM87 77H89V76H87ZM160 78V77H159ZM161 78H162V76H161ZM216 78H217V83H219V82H221V81H223L225 78H228L227 77V74H218V76H216ZM143 79L145 80V78L143 77ZM230 79V78H229ZM86 80V79H85ZM156 80V79H155ZM154 80V82H157V81H155ZM236 80V79H235ZM91 81V80H90ZM164 81V80H163ZM162 82V81H161ZM209 81H201L200 83H196L195 84V89H199V88H202V87H204V85L205 84H207ZM246 82H248L247 84H250V83H252L253 81H246ZM76 83H77V81H76ZM151 83H153V82H151ZM224 83H225V81H223V84H222V86H221V88H223V85H224ZM211 84V83H210ZM12 86V85H11ZM93 86V85H92ZM94 87V86H93ZM143 87V86H142ZM9 88V87H8ZM141 88V87H140ZM254 88H255V85H254ZM82 89V91H83V88H81ZM100 90V89H99ZM144 90V89H143ZM81 91V90H80ZM125 91V92H124ZM141 91V90H140ZM76 92V93H75ZM92 92V91H91ZM80 93V92H79ZM86 93V92H85ZM95 93V92H94ZM141 93V92H140ZM37 94H36V96H37ZM125 94V95H124ZM80 95H82L81 93H80ZM89 95V94H88ZM93 95V94H92ZM101 95V96H102ZM138 95H140L139 93H138ZM34 96V95H33ZM39 96H37V100H38V97ZM125 96V97H126ZM83 97H85L86 99H87V97L86 96H84L83 95ZM96 97V96H95ZM119 97V96H118ZM241 97H243V96H241ZM250 97H252V95L250 96ZM31 98V97H30ZM121 95H120V100H121ZM133 98V97H132ZM132 98H130V100L132 99ZM219 98H221V97H219ZM218 98V99H219ZM253 98V97H252ZM34 99V98H33ZM40 99V98H39ZM49 99V101L51 102V103H47L46 102V100H48ZM90 99V98H89ZM92 99V98H91ZM110 99H112V100H110ZM124 99V98H123ZM128 99V98H127ZM135 99V98H134ZM222 100H221V102H220V106H221V104H222V102H223V98H221ZM241 99V101H242V98H240ZM254 99V98H253ZM99 100V99H98ZM201 100H202V98H201ZM238 100H239V98H238ZM256 100V99H255ZM22 101V100H21ZM36 101V100H35ZM91 101V100H90ZM100 101V100H99ZM216 101V100H215ZM214 101V102H215ZM228 101V100H227ZM227 101H225V106L227 107L226 109H222L221 111H223L220 115H219V112H215L216 113V115H218V117L219 118H216L217 120H226L225 122H215L214 120H213V122H214V124H228V122H229V124H230V122H231V124H233L232 123V121H234V120H236L235 119V117H236V115H234L233 116V114L235 113L234 112V110L233 109H230L229 107L232 105V103L231 102H227ZM240 101V100H239ZM240 101V102H241ZM244 101V100H243ZM242 101V102H243ZM122 102H124L123 100H122ZM214 102H213V105H214ZM241 102V103H242ZM40 103V102H39ZM92 103V102H91ZM96 103L97 104H95L96 106H98V103H100V102H98V101H96ZM117 103H120V104H118L119 106H117ZM173 103H174V100H173ZM244 103V102H243ZM261 103V102H260ZM13 104V103H12ZM94 104V103H93ZM92 104V105H93ZM125 103H123V104H121V105H124ZM128 104V103H127ZM239 104V103H238ZM10 105H11V103H10ZM9 105V106H10ZM15 105V104H14ZM91 105V107L93 108V106ZM138 105V104H137ZM174 105V104H173ZM262 105H264L263 103H262ZM4 106V105H3ZM203 106V100H202V105L201 106H199V107H196L195 108V110H194V113L196 112V110L197 109H200L201 107ZM239 106H242L241 104L239 105ZM244 106V105H243ZM12 107V106H11ZM49 107V108H50ZM125 107H126V104H125ZM158 107V106H157ZM217 106H215V108H216ZM50 108V109H51ZM95 108V107H94ZM97 108V107H96ZM214 108V109H215ZM218 108H219V106H218ZM9 109H10V107H9ZM91 109V108H90ZM263 109V108H262ZM3 110H4V108H1L0 109V120L3 122V123H5L6 122V120L8 119V117L9 116H7V119L5 118V115L6 114H8V111L10 112V110H8V105L7 104H5V111L3 112ZM88 110H89V107H88ZM106 110V111H105ZM246 110V109H245ZM49 111V110H48ZM85 111H87L86 109H85ZM220 111V112H221ZM1 112H3L4 113V115H2L1 114ZM98 112V113H99ZM239 112H241V111H239ZM247 112V111H246ZM250 112V111H249ZM90 113V112H89ZM92 113H93V109H92ZM99 113V114H100ZM243 113V112H242ZM241 113V114H242ZM251 113H253V112H251ZM10 114V113H9ZM28 114V113H27ZM44 114V113H43ZM49 114V113H48ZM54 114V113H53ZM53 114H51V115H53ZM60 114V113H59ZM67 114V113H66ZM83 113H81V115H82ZM94 114V113H93ZM146 114L148 115V117H146ZM84 115H86V114H84ZM158 115H159V113H158ZM243 115V114H242ZM247 115V114H246ZM245 115V117H248V116H246ZM249 115V114H248ZM253 115V114H252ZM56 116V115H55ZM59 116V115H58ZM57 116V117H58ZM72 116V117H73ZM94 116H96V114L94 115ZM101 116V115H100ZM41 118V120H43V118H44V120H45V116L43 117V116H40ZM51 117V116H50ZM52 117H54V116H52ZM71 117V116H70ZM82 117V116H81ZM102 117V116H101ZM144 117H146V120L144 121ZM244 117V116H243ZM47 118V117H46ZM60 118H62V121L63 120H65V119H63V116L62 117H60ZM160 118V117H159ZM158 118V119H159ZM239 118V117H238ZM241 118V117H240ZM40 119H38V120H40ZM52 119V118H51ZM54 119V118H53ZM138 119H141V122H135V126H137V127H135V126H133V121H135V120H138ZM200 119V118H199ZM16 120V119H15ZM22 122L24 123L25 121H24V119L22 118ZM41 120H40V122L39 123H37V125H36V127H37V130H39L40 132H41V134L43 133V131L46 133V129H45V127H44V125H43V123L41 122ZM56 120V119H55ZM80 120V119H79ZM100 120V119H99ZM164 120V122L165 123H167V124H169V125H171V127H173V128H175V127H184L186 130H187V132H189V133H193V136L196 138H198V137H203V136H207V135H209V136H207L208 138H209V140H210V137L212 136V135H217V133H219L220 132V129L219 128H215V129H213L212 128V126H210V125H208V123L205 121V120H203V121H198L197 119V121L195 120V119H181V118H179V117H177L176 119H173V120H168V119H162V121ZM1 121H0V123H1ZM10 121V120H9ZM49 121H50V119H49ZM57 121V120H56ZM75 121H77L78 122V119H76ZM80 121H82V119L80 120ZM88 121H92V120H88ZM144 121V122H143ZM11 122H13V121H11ZM27 123H28V121H26ZM26 122H25V124H26ZM53 122H54V120H53ZM52 122V123H53ZM58 121H57V123H59ZM76 122V123H77ZM236 122V121H235ZM49 124H51V122H48ZM56 123V124H57ZM25 124H24V126H25ZM77 124H79L80 125V122H78ZM114 125V128L113 127H111V125ZM30 125V124H29ZM212 125H213V123H212ZM234 125V124H233ZM56 126H58V125H56ZM141 126H143V129H144V131H145V134H143V135H138L137 133H136V129L138 128V130H139V127H141ZM26 127V126H25ZM75 127V126H74ZM84 127V126H83ZM113 128V129H111L110 131H109V128ZM214 127V126H213ZM220 127V126H219ZM259 127H260V130L262 129V124H259ZM16 128V127H15ZM15 128L13 127V126H10V124H9V127H6L5 126V128H3V130H4V134H5V131H6V134L12 139V137L13 136H15L14 134H17V129L15 130ZM26 128H28V127H26ZM34 128V127H33ZM64 128V129H63ZM80 128V127H79ZM35 129V128H34ZM33 130V129H32ZM57 130H59L58 128H57ZM93 130H97V133L95 132V131H93ZM108 130V132H118L119 130H121V133H122V135L121 136H118V135H115V134H117V133H115V134H111V136L112 137H108V138H106L105 137V135L107 134V131ZM222 130V129H221ZM224 130V129H223ZM222 130V131H223ZM28 131V130H27ZM36 130H34L32 133H34ZM141 131V130H140ZM139 131V132H140ZM49 132V131H48ZM84 132V131H83ZM82 132V133H83ZM99 132V133H98ZM138 132V131H137ZM142 132V131H141ZM30 133V132H29ZM29 133H27V135L29 134ZM255 136L256 137H259L258 139H260V133L257 131V129H256V131H255ZM6 134L4 135V136H6ZM24 135V134H23ZM26 135V134H25ZM108 135H109V133H108ZM202 135V136H201ZM12 136V137H11ZM67 136V135H66ZM93 138H92V137ZM107 136V135H106ZM35 138H37V136H34ZM97 137H103L102 139H101V145L99 144H96L95 142H94V140L97 138ZM9 138V139H10ZM212 138V140L214 139L213 138V136L211 137ZM10 139V142L12 141ZM203 139V138H202ZM216 139V138H215ZM214 139V140H215ZM5 140H7V139H5ZM89 140H93L89 145L87 144V142L89 141ZM201 140V139H200ZM204 140H206V138H204ZM203 140V141H204ZM209 140H208V143H209ZM216 140H218V139H216ZM254 140V139H253ZM256 141V140H255ZM2 142V141H1ZM5 142V141H4ZM9 142V143H10ZM103 142H106V144H108V143H111L110 145H111V147L114 145L115 146V149H116V147L118 148V146H119V151H118V153L117 152H114V153H110V154H103V152H104V150H105V148H103V147H100V146H102V145H105ZM201 142H202V140H201ZM207 142V141H206ZM205 141H204V146H205V143H206ZM215 142H217V141H215ZM19 143V142H18ZM38 143V142H37ZM66 143V144H65ZM15 144V143H14ZM82 144H83V146H82ZM87 144V145H86ZM207 144V143H206ZM212 145H214L213 143H211ZM215 144H217V143H215ZM4 145V144H3ZM92 145V146H91ZM98 145V147H96ZM109 145V146H110ZM201 145H203V144H201ZM200 145V146H201ZM7 146V145H6ZM5 146V147H6ZM8 146H10V145H8ZM12 146V145H11ZM21 146V145H20ZM96 147L95 148V150H94V148H90V147ZM208 146V145H207ZM209 146L210 147H212L211 145H210V143H209ZM214 146H216V145H214ZM22 147V146H21ZM201 147H203V146H201ZM201 147H200V149H201ZM24 148V147H23ZM70 148V147H69ZM11 149V148H10ZM72 149H73V146H72ZM72 149H70V150H72ZM205 149V148H204ZM208 149H210L209 147H208ZM207 149V147H206V150H205V152H208L209 153V150ZM253 149V148H252ZM3 150V149H2ZM8 150V149H7ZM59 150V149H58ZM68 150V149H67ZM208 150V151H207ZM216 150V149H215ZM214 150V151H215ZM256 150V149H255ZM254 150V151H255ZM30 151V150H29ZM63 151H65V150H63ZM203 151V150H202ZM211 151V150H210ZM217 151V150H216ZM1 152V151H0ZM11 152V151H10ZM20 152H21V150H20ZM60 152H62V151H60ZM68 152V151H67ZM72 152L74 153V151L72 150ZM71 152V153H72ZM149 152H151L150 154H148ZM174 152V154H176V151H173ZM185 151L183 150V153H184ZM204 151H203V153H205ZM225 152H227V151H225ZM2 153V152H1ZM181 153V152H180ZM179 153V154H180ZM215 153H217V152H215ZM218 153H220V152H218ZM30 154H31V152H30ZM66 154H68V153H66ZM65 154V155H66ZM147 154V157H148V160H147V157H144L145 155ZM214 154V153H213ZM24 155V154H23ZM29 155V154H28ZM186 155V154H185ZM199 155H201V151H199ZM198 155V156H199ZM204 155V154H203ZM208 155V154H207ZM206 155V153H205V156H204V158L208 161L209 160V158H208V156H210V154L207 156ZM118 156H120V160H113L114 158H116V157H118ZM157 156V155H156ZM155 156V157H156ZM161 156V155H160ZM164 156V155H163ZM161 157L160 159H162V160H164L163 158L164 157ZM168 156V155H167ZM166 156V157H167ZM170 156V155H169ZM216 157V159L217 158H219V157H217V154L215 155ZM229 157H230V155H228ZM11 157H13V156H11ZM19 157V156H18ZM24 157V156H23ZM22 157V158H23ZM29 157V156H28ZM32 157V156H31ZM64 156H62V158H63ZM67 157V156H66ZM154 157V158H155ZM176 157V156H175ZM202 157V156H201ZM60 158H61V156H60ZM65 158V157H64ZM63 158V159H64ZM121 158H124V159H121ZM171 158V157H170ZM169 158V159H170ZM183 158V160L184 161H188L189 160V162H190V160H191V158H189L188 156H183L182 157ZM228 159V157H225V159ZM26 159H27V157H26ZM90 160V162H88V164H86V160ZM158 159V158H157ZM166 159V158H165ZM17 160V159H16ZM21 160V159H20ZM30 160V159H29ZM32 160V159H31ZM67 160V159H66ZM100 161V163H102L103 161ZM147 160V161H146ZM172 160V159H171ZM170 160V161H171ZM179 160H181V159H179ZM229 161L231 160V159H228ZM228 160H226L227 162H228ZM35 161V160H34ZM59 161V160H58ZM61 161V160H60ZM126 163H124V162ZM159 161V160H158ZM166 161V160H165ZM210 161V160H209ZM218 161H219V159H218ZM225 161V160H224ZM23 162V161H22ZM31 162V161H30ZM66 162V161H65ZM167 162V161H166ZM182 162V161H181ZM189 162H188V164H187V167H185L184 165H182V166H184L183 168H187L190 172L192 171L191 170V168L189 167ZM226 162V163H227ZM21 163V162H20ZM32 163H33V161H32ZM67 163H69V162H67ZM99 163V164H100ZM153 164L155 163V162H152ZM161 163H162V161H161ZM177 163H179L178 161H177ZM176 163V164H177ZM214 163H216V160H215V162ZM232 163V162H231ZM47 164H48V166H47ZM65 164V163H64ZM70 164V163H69ZM78 162H77V164H75V166H74V168L76 169V168H78ZM159 164V163H158ZM169 165V167H168V165ZM175 164V163H174ZM182 164V163H181ZM218 164V163H217ZM18 165V164H17ZM20 165V164H19ZM18 165V166H19ZM23 165V164H22ZM30 165V164H29ZM103 165V164H102ZM179 165V164H178ZM207 165H208V162H207ZM219 165H222V163H220ZM218 165V166H219ZM224 165H225V162H224ZM230 165V164H229ZM228 165V166H229ZM31 166H33L32 164H31ZM70 167H71V165H69ZM155 166V165H154ZM216 166V165H215ZM23 167H24V165H23ZM25 167H27V165L25 166ZM120 167H124V169L122 170V171H120L119 170V168ZM171 167V168H172ZM175 165H174V169H175ZM179 167H181V166H179ZM220 167V166H219ZM227 167V166H226ZM230 167V166H229ZM98 168V167H97ZM216 168V167H215ZM223 168V167H222ZM221 168V169H222ZM28 169H30V168H28ZM51 169V170H50ZM178 169V167L175 169V170H177ZM181 169H182V167H181ZM218 169V168H217ZM228 169V168H227ZM252 169V168H251ZM9 170V169H8ZM70 170V169H69ZM72 170V169H71ZM171 170V169H170ZM223 170H225V169H223ZM55 171L56 170H54V173H55ZM58 171V170H57ZM95 171V170H94ZM101 171H102V169H101ZM11 172V171H10ZM22 172V171H21ZM96 172V171H95ZM224 172V171H223ZM3 173V172H2ZM23 173V172H22ZM36 173V174H35ZM71 173V172H70ZM184 173V172H183ZM59 174V175H60ZM159 174H160V177H159ZM169 174V173H168ZM2 175V174H1ZM22 175V174H21ZM41 175V174H40ZM56 175V174H55ZM58 175V176H59ZM83 174H82V176H84ZM172 176H173V174H171ZM205 175V174H204ZM5 176V175H4ZM63 178H65L64 177V175H61ZM92 176H93V174H92ZM167 176V175H166ZM226 176V175H225ZM1 177H3V176H1ZM61 177V178H62ZM103 177H105V176H103ZM209 176H199L198 177V181L199 180H203L204 182L202 183V184H204L205 183V181H206V179L208 178ZM264 177V176H263ZM79 178H81V177H79ZM79 178H78V180H79ZM84 178H85V176H84ZM178 178H180V177H178ZM217 178V177H216ZM47 179V178H46ZM51 179V180H52ZM90 179V178H89ZM92 179V178H91ZM106 179V178H105ZM105 179H104V181H105ZM210 179V178H209ZM247 179H253V175H249L248 176V178H244V180H247ZM262 179V178H261ZM19 180V179H18ZM37 180V179H36ZM43 180V179H42ZM57 180V179H56ZM61 181H62V179H60ZM122 180H124V179H122ZM219 180V179H218ZM21 181V180H20ZM44 181V180H43ZM49 181V180H48ZM47 181V182H48ZM100 181H102V180H100ZM99 181V182H100ZM192 181V180H191ZM264 181V180H263ZM41 182V181H40ZM103 182V181H102ZM115 182V181H114ZM138 182H140V184H138ZM163 182V183H162ZM210 182V181H209ZM49 183V182H48ZM83 183V182H82ZM107 184H112V185H114V183H111V182H106ZM61 185H62V182L60 183ZM64 184V183H63ZM98 184V183H97ZM102 184V183H101ZM104 184V183H103ZM211 184V183H210ZM223 184V183H222ZM100 185V184H99ZM98 185V186H99ZM220 185V184H219ZM36 186V185H35ZM48 186H49V184H48ZM116 186L117 187H122V185H121V183L120 184H116ZM135 186V185H134ZM205 186V185H204ZM61 187V186H60ZM167 187V186H166ZM135 188V187H134ZM168 188V187H167ZM27 189V188H26ZM64 189V188H63ZM72 189V188H71ZM132 189H133V187H132ZM166 189V188H165ZM177 189V188H176ZM175 189V190H176ZM65 190H66V193L67 192H69L68 190V187H67V189L65 188ZM130 190V189H129ZM167 190V189H166ZM72 192H73V190H71ZM155 191V192H156ZM171 191V190H170ZM202 191V190H201ZM135 192H132V194L133 195H135ZM48 193L50 194V196L52 197V199H53V201L55 200V203H56V199L57 198H59L60 197V195L59 194H61L60 193V191H58V188H54V187H52L51 189H49V191H48ZM166 193H168V191L166 192ZM170 194V193H169ZM200 194H202V193H200ZM157 195V197L159 198V200L161 199V200H163V201H167L168 199L163 195H158V194H156ZM205 195V194H204ZM8 196V195H7ZM53 196H54V198H53ZM131 195H130V193L128 192V191H126V192H123L122 194H119L118 195V197L120 198V201H123L124 203H128L129 202V200L132 202L131 204H133L135 201L134 200H132L131 198H129V199H127V197H130ZM166 196H167V194H166ZM202 196V195H201ZM11 197V196H10ZM16 197V196H15ZM132 197V196H131ZM138 197V196H137ZM153 197H154V194H153ZM171 197H173V196H171ZM204 197H206V196H204ZM203 197V198H204ZM147 198V199H146ZM202 198V199H203ZM133 199H134V197H133ZM156 199V198H155ZM64 200V199H63ZM62 200V201H63ZM80 200V199H79ZM137 200V199H136ZM159 200H157L158 202H159ZM175 200V199H174ZM36 201H39V199H37ZM68 202H69V200H67ZM126 201V202H125ZM176 201V200H175ZM186 201V200H185ZM214 201V200H213ZM35 202V201H34ZM40 202V201H39ZM107 202V201H106ZM168 202H169V200H168ZM172 202H173V200H172ZM204 202H205V200H204ZM208 202V201H207ZM262 202V201H261ZM260 202V203H261ZM37 203V202H36ZM42 203H43V201H42ZM45 203V202H44ZM64 203V202H63ZM62 203V204H63ZM185 203V202H184ZM191 203V202H190ZM39 204V203H38ZM109 204V203H108ZM121 204V203H120ZM143 204V203H142ZM151 204V203H150ZM164 204V203H163ZM167 204V203H166ZM177 204V203H176ZM176 204H167L166 205V207H164V208H166L165 210H167V211H175L176 212V216L175 217H177V218H179V220L178 221H180L179 223H181V225L182 224H184V220H186V219H182L185 215H186V213L185 214H182V215H179V214H181L180 212H182L183 213V210H184V208L185 207H187V206H185V204H182V203H179V205H176ZM181 204V205H180ZM257 204V203H256ZM40 206H42L41 204H39ZM96 205V204H95ZM104 205H105V209H106V206L108 207V209L109 208H111L110 209V221H112V226L113 227H115V229H114V231L115 232H111V231H108L107 230V228H106V226L108 225L107 223H106V225H102L101 224V227L103 226V230H104V227H105V230H104V232L102 231V232H100V233H98V232H95L94 231V237H95V240H93V242L92 243H90V244H94V246H95V250H98L99 249V246H102L103 244H104V248L106 249V245H108L109 244V247H110V244H112L114 241H116L115 239H117V236H114V235H119V233L121 232L122 234H123V232H125V234H126V230L125 229H127V227H130V233L133 231L134 233H136V234H139L140 236V239H141V241H144V245H139L138 246V243H135V245L134 244H132L131 242H134V241H130V243H128L127 242V247L125 246V245H123V246H125L126 247V252L128 253V251H130V252H132V250L131 249H133V247H136V249L134 250V252H132L131 253V255H129L128 257H131V256H133V255H137L138 256V259H136V263L138 264H155L154 263V257L156 256V252H155V248H157V249H160V251L161 250H163L164 248H165V246L167 245V243L169 242V240H170V238H174L173 237V234L175 233L174 231L176 230V227L174 226V224L173 225H169L168 223H170V221H172L171 219H170V221L166 218V216L163 214V212L161 211V210H157V209H153V211L152 212H150V210L149 209H147V210H149V212L144 208V206H138L136 209H138V211H142L143 212V214H136V215H134V216H130V212H128V213H126V214H123L122 212H120V209H118L117 208V210H116V208H115V205L113 204V206H111L110 207V204L109 205H107L106 203L105 204H103L102 205V207H104ZM127 205H130V204H127ZM137 204L135 203L134 204V206H136ZM144 205H145V203H144ZM147 205H149V204H147ZM155 206H157L156 204H154ZM159 205V204H158ZM84 208H83V207ZM99 206V205H98ZM133 206V205H132ZM154 206V207H155ZM161 206V205H160ZM160 206L158 207V208H160ZM191 206V205H190ZM44 207V206H43ZM46 207V206H45ZM95 207H97V206H95ZM94 207V208H95ZM121 207V206H120ZM126 207V206H125ZM125 207L123 206L122 208H124L125 209ZM130 207H131V205H130ZM259 207V206H258ZM40 208H42V207H40ZM51 208V207H50ZM128 208V207H127ZM132 208H134V207H132ZM164 208H163V210H164ZM196 208V207H195ZM219 208V207H218ZM62 209V208H61ZM60 209V210H61ZM104 209V208H103ZM104 209V210H105ZM131 209V208H130ZM135 209V210H136ZM210 209V213H209V216H212L213 214H214V212H215V210H216V208H215V210H214V208L212 207V208H209ZM222 209V208H221ZM54 210H57V209H53V211ZM70 210V211H71ZM98 210V209H97ZM132 210V209H131ZM134 210V209H133ZM132 210V212L135 214L136 212H134ZM164 210V211H165ZM219 210H220V208H219ZM41 211V210H40ZM188 211H192V212H194L193 211V209H188ZM37 211H35L34 213H36ZM56 213H57V211H55ZM60 212V211H59ZM109 211H107V209H106V213H108ZM175 212H173V213H175ZM186 212V211H185ZM191 212V213H192ZM201 213H203V214H205V213H207V215H208V212H209V210L208 209H205L204 211H200ZM40 213V212H39ZM45 213V212H44ZM75 213V212H74ZM82 213V212H81ZM84 213V212H83ZM138 213V212H137ZM188 213V212H187ZM220 213V212H219ZM48 214V213H47ZM64 214V213H63ZM76 214V213H75ZM168 214H169V212H168ZM36 215V214H35ZM61 215V214H60ZM74 215V214H73ZM79 215V214H78ZM83 215V214H82ZM105 215H108V214H104V215H102V216H105ZM175 215V214H174ZM188 215V214H187ZM200 215H202V214H197L196 216H198V218L199 217H201ZM207 215H203L204 217L205 216H207ZM44 216H46V215H44ZM76 216V215H75ZM81 216V215H80ZM101 216V215H100ZM189 216V215H188ZM19 217V216H18ZM60 218H62L61 216H59ZM168 217V216H167ZM227 216H226V214H219V215H217V213H215V215H214V219H212V220H214V221H216V226L217 227H215V226H211V225H208V224H211V222H212V220H210V221H207L206 223H204V224H200V229L199 228H195V227H193L194 229H196V230H194V229H192V228H189V227H191L189 224H186V228L188 229L187 230V232L186 233H188L189 235H191L190 237H195V238H198V240L197 241H199V240H202L203 241V243H208V244H210V246L211 245H215L216 246V244H219V241H220V239H223V241H224V246L227 248L226 250H228V249H230V248H234V246H237V249L236 250H230V255L231 256H236L237 255V257H238V255L241 257V260L243 259V260H245V263H241V264H259L258 263V261L256 260V258H255V255H252L251 256V258H250V255H251V253H255V252H257V251H255L256 249L258 250V248H256V249H254V251L255 252H252V250H250L249 249V247L248 248H246V246H245V244L248 242H246L245 244H243V242H242V239H241V237L239 236V235H229L230 233H229V231L231 230V227L233 226V225H235L236 224V220L235 219H232L233 220V222L231 223V224H229V225H225V221H227V219L228 218H226ZM27 218V217H26ZM53 218V217H52ZM78 218V217H77ZM197 218V217H196ZM212 218V217H211ZM264 218V217H263ZM28 219V218H27ZM42 219V218H41ZM76 219V218H75ZM102 219H104L103 217H102ZM174 219V218H173ZM200 219V218H199ZM65 220H66V218H65ZM82 220V219H81ZM51 221V220H50ZM59 221H61V220H59ZM74 223H76V221H74V220H72ZM100 221H101V219H100ZM100 221H96V222H100ZM144 221H146L147 222V225H146V227L144 226V228H145V231H142L140 228H143V225H142V223L144 222ZM177 221V220H176ZM257 221V220H256ZM262 221V220H261ZM29 222H30V220H29ZM107 222V221H106ZM38 223H40V222H38ZM50 223V222H49ZM52 223V225L54 226V224H56L54 227H58V224L57 223H54V222H51ZM79 223V222H78ZM101 223V222H100ZM105 223V222H104ZM103 223V224H104ZM171 223H173V222H171ZM121 224V225H120ZM212 224H214L213 222H212ZM262 224H263V226H264V223L262 222ZM261 224V225H262ZM26 225V224H25ZM31 225V224H30ZM33 225V224H32ZM84 225V224H83ZM204 225H208V226H204ZM220 225H223V226H220ZM260 225V224H259ZM259 225L257 226V227H259ZM45 226V225H44ZM47 226V225H46ZM111 226V225H110ZM198 226V225H197ZM211 226V227H210ZM253 226H254V224H253ZM82 227V226H81ZM98 227V226H97ZM96 227V228H97ZM107 227H109V225L107 226ZM113 227L111 228V227H109V229H113ZM179 227V226H178ZM247 227V226H246ZM255 227V226H254ZM256 227V228H257ZM21 228V227H20ZM49 229H50V227H48ZM86 228V227H85ZM95 228V227H94ZM164 228H166V230H168L169 232L166 234V235H162V234H160L159 232L162 230V229H164ZM185 228V227H184ZM236 228H238V227H236ZM250 229H252L253 227H249ZM29 229V228H28ZM28 229H27V232H28ZM80 229V228H79ZM98 229V228H97ZM102 228H100V230H101ZM250 229H248L247 228V230H250ZM35 230V229H34ZM45 230V229H44ZM52 230H53V227H52ZM85 230V229H84ZM92 230H96V229H93L92 228ZM132 230V231H131ZM259 230H260V227H259ZM259 230H258V232H259ZM22 231H24V230H22ZM30 231V230H29ZM50 231V230H49ZM54 231V230H53ZM120 231V232H119ZM181 231V230H180ZM36 232V231H35ZM51 232V231H50ZM49 232V233H50ZM56 232V230L54 231V233ZM68 232H69V230H68ZM33 231H32V235H33ZM39 232H36V234H38ZM46 233V232H45ZM82 233L83 232H81V235L79 234V235H77V237H79V239H78V243L81 241V237H82ZM161 233H162V231H161ZM257 233V232H256ZM22 234H24V233H22ZM35 234V233H34ZM135 234V235H136ZM158 234H159V237H158ZM259 234V233H258ZM262 234V233H261ZM39 235V234H38ZM54 235V234H53ZM132 235V234H131ZM36 235H34V237H35ZM91 236H93V235H91ZM126 236H128V235H126ZM245 236V235H244ZM251 236V235H250ZM250 236H245L244 238H246L247 239V237H250ZM3 237V236H2ZM39 237V236H38ZM38 237H36L37 239H39ZM50 237V236H49ZM51 237H52V234H51ZM55 237V236H54ZM94 237H93V239H94ZM158 237V238H157ZM251 237H253V235L251 236ZM19 238H20V236H19ZM44 238H46V237H44ZM44 238H42V239H44ZM57 238V237H56ZM260 237H258V239H259ZM263 238H264V235H263ZM37 239H36V241H37ZM40 239H41V236H40ZM124 239V238H123ZM182 239V238H181ZM180 239V240H181ZM18 240V239H17ZM16 240V241H17ZM33 240H35V239H33ZM49 240H52V238L50 239L49 238ZM48 240V241H49ZM122 240V239H121ZM120 240V241H121ZM196 240V239H195ZM250 240V239H249ZM252 240V239H251ZM253 240H254V237H253ZM252 240V241H253ZM257 240V239H256ZM260 240H263L264 241V239H260ZM36 241H35V243H36ZM53 241V240H52ZM67 241V240H66ZM108 241H111V243L109 242V243H107L106 244V242H108ZM222 241V240H221ZM47 242V240H41L40 241V243H42V244H47L46 243ZM54 242V241H53ZM72 242V241H71ZM70 242V243H71ZM122 242V241H121ZM201 242V241H200ZM244 242H245V240H244ZM259 242V241H258ZM31 243H33V242H31ZM61 243H63V242H61ZM66 243V242H65ZM119 243V242H118ZM222 243V242H221ZM253 243V242H252ZM259 243H261V245L264 243H262V242H259ZM15 244V243H14ZM42 244H41V246H42ZM67 244V243H66ZM106 244V245H105ZM122 244H124V242L122 243ZM126 244V243H125ZM254 244H256V242L254 243ZM39 245V244H38ZM71 245V244H70ZM207 245V244H206ZM247 245V244H246ZM21 246V245H20ZM33 246V245H32ZM51 246H53V244H51ZM55 246H56V244H55ZM106 246V247H105ZM114 249H112L113 248V246L110 248V251H114L115 253L116 252H118L117 250H118V244L117 243H115L114 244ZM122 246V245H121ZM123 246L121 247V248H123ZM247 246H249V245H247ZM251 246V245H250ZM256 246V245H255ZM36 247V246H35ZM35 247H34V249H35ZM39 247V246H38ZM50 247V246H49ZM84 247H85V245H84ZM213 247V246H212ZM32 248V247H31ZM30 248V249H31ZM46 248V247H45ZM44 248V249H45ZM62 248V247H61ZM252 248V247H251ZM259 248H260V246H259ZM40 249V248H39ZM38 248L36 249V250H39ZM55 249V248H54ZM63 249V248H62ZM78 249H80V251H83V248L81 247V248H78ZM82 249V250H81ZM124 249V248H123ZM123 249H121V250H123ZM240 249H243V250H245L246 249V252L244 253L243 251H241ZM248 249V250H247ZM264 249V248H263ZM22 250V249H21ZM36 250H34V251H36ZM53 250V249H52ZM67 250V249H66ZM71 250V249H70ZM94 250V249H93ZM101 250V249H100ZM240 250V251H239ZM251 251V253H250V251ZM261 250H262V246H261ZM28 251V250H27ZM32 251V250H31ZM31 251H30V253H31ZM34 251H33V253H34ZM42 251V250H41ZM55 253H58V252H56L55 250H53ZM99 251V250H98ZM102 251H105L106 252V250H102ZM229 251V250H228ZM61 252V251H60ZM63 252H65V251H63ZM68 252H69V250H68ZM108 252V251H107ZM113 252V253H114ZM30 253H28L29 255H30ZM49 253V252H48ZM71 253H73V252H71ZM80 254H81V252H79ZM109 253V252H108ZM108 253H106V254H108ZM111 253V252H110ZM115 253H114V256H117V255H115ZM120 253H122V252H120ZM124 253V252H123ZM249 253V254H248ZM261 253V252H260ZM90 254V253H89ZM102 254V253H101ZM161 254V253H160ZM165 254V253H164ZM38 255H40V254H38ZM50 255H52L51 254V252H50ZM59 255V254H58ZM61 255V254H60ZM85 255V254H84ZM220 255H222L221 253H220ZM227 255L228 256H230L228 253H227ZM66 256V255H65ZM73 256H75L74 254H73ZM97 256V255H96ZM225 256V255H224ZM259 256V255H258ZM56 257V256H55ZM77 256H75V257H72V259H68L67 260V263H65V264H81V261H80V259L79 258H81L80 256L79 257H77ZM215 258L214 259H212L208 264H233L232 262H227L226 260H223V259H219V257H217V255H216V253H215V256H214ZM261 257V256H260ZM264 257V256H263ZM27 258H29V257H27ZM33 258V257H32ZM45 258V257H44ZM48 258H50V257H48ZM57 258H59V257H57ZM108 258V257H107ZM123 258V257H122ZM218 258V259H217ZM31 259V258H30ZM43 259V258H42ZM89 259V258H88ZM90 259H92V258H90ZM110 259H111V255H110ZM124 259V258H123ZM216 259V260H215ZM251 259V260H250ZM50 260V259H49ZM93 260V259H92ZM98 261H99V259H97ZM109 260V259H108ZM130 260V259H129ZM133 260V259H132ZM11 261V260H10ZM40 261V260H39ZM52 261V260H51ZM56 261V260H55ZM83 261H84V259H83ZM110 261V260H109ZM116 261H120L119 259L118 260H116ZM122 261V260H121ZM257 261V262H256ZM13 261H11V263H12ZM25 262H27V260L25 261ZM32 262H34V261H32ZM43 262H45V261H43ZM85 262H86V260H85ZM88 262V261H87ZM86 262V263H87ZM96 262V261H95ZM110 262H112V261H110ZM123 262V261H122ZM130 262V261H129ZM63 263V262H62ZM107 263V262H106ZM125 262H123V264H124ZM135 262H132V263H130V264H134ZM235 263V262H234ZM27 264H29V262H27ZM31 264V263H30ZM33 264V263H32ZM41 264V263H40ZM42 264H44V263H42ZM48 264V263H47ZM94 264V263H93ZM97 264H99V263H97ZM109 264V263H108ZM116 264V263H115ZM119 264V263H118ZM260 264H264V263H260Z\"/></svg>",
  "mask_w": 264,
  "mask_h": 264
},
{
  "label": "water",
  "instance_id": "water-1",
  "mask_svg": "<svg viewBox=\"0 0 264 264\" xmlns=\"http://www.w3.org/2000/svg\"><path fill=\"white\" fill-rule=\"evenodd\" d=\"M71 35L62 28L53 6L37 0H0V58L12 61L39 84L73 88L79 46ZM173 104L191 114L202 100L196 93L178 94ZM173 252L175 264H208L215 258L212 249L190 236L179 240Z\"/></svg>",
  "mask_w": 264,
  "mask_h": 264
},
{
  "label": "snow or ice",
  "instance_id": "snow-or-ice-1",
  "mask_svg": "<svg viewBox=\"0 0 264 264\" xmlns=\"http://www.w3.org/2000/svg\"><path fill=\"white\" fill-rule=\"evenodd\" d=\"M106 111V110H105Z\"/></svg>",
  "mask_w": 264,
  "mask_h": 264
}]
</instances>
